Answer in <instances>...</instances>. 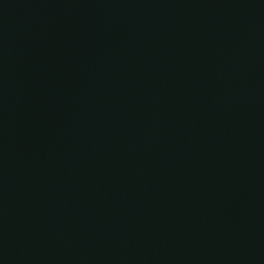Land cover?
Here are the masks:
<instances>
[{
    "label": "water",
    "instance_id": "obj_1",
    "mask_svg": "<svg viewBox=\"0 0 264 264\" xmlns=\"http://www.w3.org/2000/svg\"><path fill=\"white\" fill-rule=\"evenodd\" d=\"M0 264H264V0H0Z\"/></svg>",
    "mask_w": 264,
    "mask_h": 264
}]
</instances>
